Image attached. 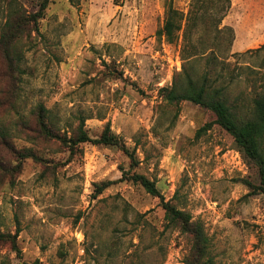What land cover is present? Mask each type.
<instances>
[{"label":"rangeland","instance_id":"obj_1","mask_svg":"<svg viewBox=\"0 0 264 264\" xmlns=\"http://www.w3.org/2000/svg\"><path fill=\"white\" fill-rule=\"evenodd\" d=\"M16 1L31 14L41 0ZM191 2L48 0L23 40L12 93L0 55V160L15 166L0 170V264H184L189 236L168 226L160 198L133 174L202 225L213 264H264V194L247 185H259L257 169L211 112L160 95L184 67L193 77L206 72L232 111L249 117L264 86V49L255 51L264 0H229L218 27L231 28L229 45L211 34L218 46L195 62L181 57L182 29L171 42L156 33L170 3L185 15ZM202 34L199 24L192 43L211 47L197 41ZM38 105L55 136L83 119L94 139L108 124L137 164L92 142L70 155L39 130ZM23 148L34 158L12 154Z\"/></svg>","mask_w":264,"mask_h":264},{"label":"trees","instance_id":"obj_2","mask_svg":"<svg viewBox=\"0 0 264 264\" xmlns=\"http://www.w3.org/2000/svg\"><path fill=\"white\" fill-rule=\"evenodd\" d=\"M47 3L48 0H41L35 13L26 14L16 0L6 2L4 21L0 25V55L6 64V75L13 81L11 93L15 90L14 85L17 84L16 75L20 74L19 63L22 57L23 40H26L30 34V31L28 33L29 27L30 30L36 29L37 20L43 16ZM228 5L229 0H192L184 15L170 3L166 9L162 27L156 33L171 42L176 38V33L182 29L181 57L185 60L192 59L195 62L205 53L206 49L213 51L218 46L214 42L210 43L211 34H214V39L220 38V41L229 45L232 37L231 28H218ZM199 24L203 25V34L198 37L197 41L211 47L202 48L201 45L199 47L192 43L193 30ZM220 41L218 43H222ZM261 49H264V44L255 51ZM260 68L264 69V59ZM160 95L162 101L169 106L176 107L180 102L188 101L211 112L214 116V123L232 137L243 160L257 169L260 183L256 186L247 184L248 187H255L257 193L264 194V86L260 94L252 99L251 114L247 118L237 116L232 111L226 102L225 88L215 86L206 72L201 76L193 77L184 67L178 78L172 80L169 87L160 90ZM48 113L49 111L42 105L37 106L36 121L39 130L42 129L47 137L58 139L66 146V151L70 155L78 151L80 144L92 142L96 145L118 148L134 165L137 164L133 152H130L111 132L108 124L104 126L97 138L91 139L84 128V120L81 119L78 120L74 128L63 130L59 137L55 136L53 132L51 133ZM1 139L5 140L6 138L1 135ZM12 154L19 160L34 158V154L28 148L12 149ZM7 169L14 171L15 166H10L8 162L0 160V170ZM129 180L139 184L150 195L159 197L164 210V219L168 226L189 236L190 249L184 259V264H213L209 256L210 241L202 225L198 221L192 220L189 213L176 208L170 201H164L154 183L143 175L133 174ZM108 185L109 182L98 185L96 187L97 194Z\"/></svg>","mask_w":264,"mask_h":264}]
</instances>
